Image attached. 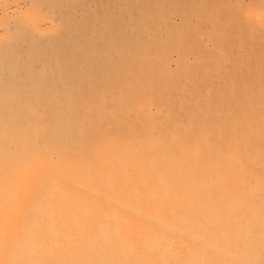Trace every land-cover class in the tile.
I'll return each instance as SVG.
<instances>
[{"label":"bare ground","instance_id":"1","mask_svg":"<svg viewBox=\"0 0 264 264\" xmlns=\"http://www.w3.org/2000/svg\"><path fill=\"white\" fill-rule=\"evenodd\" d=\"M230 6H0V264H264V13ZM228 8L236 35H206L242 63L218 89L206 37L175 38Z\"/></svg>","mask_w":264,"mask_h":264},{"label":"rangeland","instance_id":"2","mask_svg":"<svg viewBox=\"0 0 264 264\" xmlns=\"http://www.w3.org/2000/svg\"><path fill=\"white\" fill-rule=\"evenodd\" d=\"M22 1H24V0H20V1L19 0H0V3H2V4H0V6L1 5L3 6L5 3L16 4V3H19ZM155 1H157V0H155ZM229 2L231 3V6H230L231 9H235V8L238 9L237 13H238V15L239 14L241 15V17H242L241 22L242 23H245V21L249 22L248 20H250V18H253V21L250 20L251 24H252V22L257 24L258 15L262 12L264 13V0H229ZM213 10L214 11H212L209 14L208 20H206V22H205V18H204V13L203 12L198 13L196 15L195 19H192V22H193L192 26H190L186 30H184L185 32H182V34L176 35L175 42L177 44L181 43V42H186V41L187 42H193L197 39L202 40V38L206 37V41L209 43L208 45L210 47L206 46V48H205L203 46L204 49L208 53H206V51L204 50L203 55H200V57L197 59V62L202 63V65H201L202 69H200V70L205 71V70H207L205 67H210L212 64H215L217 71L219 72L218 73L219 77L216 80L220 79L221 82L216 81V80H215V82H212L213 80L211 79L210 84L214 85V87L218 88V89H220L219 87L228 88V86H233V84H230L231 80L236 79L237 75L232 74L230 72V68L228 67L229 65H227V64H229L230 60H232V61H230L232 63V65L233 64H239L242 62L239 60L237 55L234 56L233 53L232 54L227 53L226 48L227 47L233 48L236 44H238V41H237L238 38L237 39H235V38L228 39L227 42H225V47L226 46L227 47L225 49H223L224 50V51L222 50L223 53L220 54L219 51H216V47H214L213 46L214 44L211 42L213 37H211V38L207 37L206 31H211L213 29H217L218 25L220 24V26L223 25L222 26L223 30L227 31L228 34L236 35V29H237L239 22L231 20V18L233 17L232 16L233 13L231 12V10L229 8H228L229 13H224L223 11L218 10L221 12V15H214V13H215V11H217V9H213ZM257 13H259V14L257 15ZM254 15L257 16V18L254 17ZM201 20H204V21H201ZM220 22H222V23H220ZM5 23H6L5 20H0V24H5ZM259 34L254 35V37H253L254 40L252 42H247V44H245V47L249 48L251 50H254L256 52H259L260 50L258 48L264 47V28L262 29V31L259 32ZM230 37H235V36H230ZM256 39H258V40H256ZM203 41H204V44L206 45L205 39ZM230 55L232 56L231 59L229 58ZM190 59H193V57L191 55H190L189 61H190ZM245 63H246V61H245ZM211 69L212 68H208V70L205 72L210 73L209 71ZM225 85H227V87ZM195 86H196V84H195L194 80H192L191 82H188L186 85V87H188V88H191V87L194 88ZM256 103H257V101H256ZM254 105H255L254 99L250 100V103H249L247 109L248 108L254 109L255 108ZM246 113H247L246 116L249 117V119L251 118V116H254L257 114V112L255 110H251V112H247V110H246ZM173 116H174L173 114H170V117H173ZM229 118H230V116H229ZM249 121H250V124H252L251 120H249ZM238 127L241 130L245 131L246 138L248 136L249 137L253 136L252 135L253 133L250 130L246 129L247 128L246 124H244V127H242L238 124V122L236 120H233V126H231V128L235 129ZM208 129L209 128L205 127L204 131H207Z\"/></svg>","mask_w":264,"mask_h":264}]
</instances>
